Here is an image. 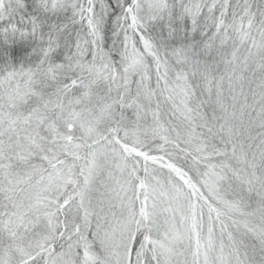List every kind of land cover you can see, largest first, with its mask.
<instances>
[{
    "label": "snow or ice",
    "instance_id": "snow-or-ice-1",
    "mask_svg": "<svg viewBox=\"0 0 264 264\" xmlns=\"http://www.w3.org/2000/svg\"><path fill=\"white\" fill-rule=\"evenodd\" d=\"M0 264H264V0H0Z\"/></svg>",
    "mask_w": 264,
    "mask_h": 264
}]
</instances>
